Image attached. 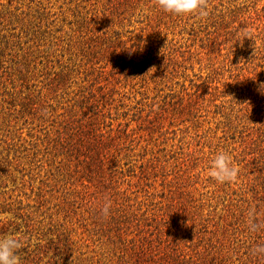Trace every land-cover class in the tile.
I'll use <instances>...</instances> for the list:
<instances>
[{"label":"rangeland","instance_id":"374dc122","mask_svg":"<svg viewBox=\"0 0 264 264\" xmlns=\"http://www.w3.org/2000/svg\"><path fill=\"white\" fill-rule=\"evenodd\" d=\"M209 7L0 0V236L21 264H264V0ZM221 150L234 183L207 175Z\"/></svg>","mask_w":264,"mask_h":264},{"label":"clouds","instance_id":"9594fccd","mask_svg":"<svg viewBox=\"0 0 264 264\" xmlns=\"http://www.w3.org/2000/svg\"><path fill=\"white\" fill-rule=\"evenodd\" d=\"M155 4L164 12L181 15H194L201 20H205L210 15L209 0H155ZM251 38L250 35L246 36ZM241 42L243 39H239ZM264 87V85H261ZM240 169L233 162L232 156L224 150L219 151L213 158L207 175L219 184L234 183L237 181ZM111 201H107L101 212L109 215ZM248 225L251 231H256L260 227L255 222L254 210L248 213ZM22 247L21 240L15 234H5L0 236V264H21L18 255ZM253 255H264V245H256L252 249Z\"/></svg>","mask_w":264,"mask_h":264}]
</instances>
